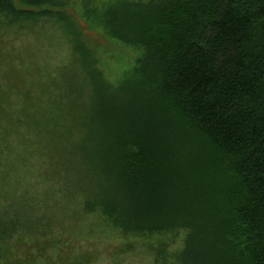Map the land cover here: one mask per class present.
<instances>
[{"label":"trees","instance_id":"trees-1","mask_svg":"<svg viewBox=\"0 0 264 264\" xmlns=\"http://www.w3.org/2000/svg\"><path fill=\"white\" fill-rule=\"evenodd\" d=\"M105 1L79 16L141 52L117 82L76 0H0V264L178 232L120 264H264V0Z\"/></svg>","mask_w":264,"mask_h":264},{"label":"rangeland","instance_id":"rangeland-1","mask_svg":"<svg viewBox=\"0 0 264 264\" xmlns=\"http://www.w3.org/2000/svg\"><path fill=\"white\" fill-rule=\"evenodd\" d=\"M76 1V4L67 9H69L73 15H78L76 16L79 20L78 24L82 29L86 41L94 51L97 65L103 70L106 78L117 82L130 75L137 65V60L141 52L135 48L125 46L121 42L110 37L103 29L95 27L81 19L79 16L81 12V0ZM96 1L101 2L104 0ZM38 37L40 36L38 35ZM106 236H109V234H104L101 239L98 238L97 240L93 237L69 236L66 237L67 242L63 241L60 247L62 253L66 255L69 254L68 251L70 248L74 254H76L77 251L78 255L86 254L87 250L93 252L95 255L93 264H120L122 258L126 256V253H124L125 249L131 248L129 252L133 255L141 254L142 251H148L147 253H150L151 250L155 251V248H157L158 245H162L164 242L173 241L175 243H181L184 233H168L130 239H125L117 235L114 237ZM151 246H153V248ZM55 250L57 252V248ZM33 262L35 264H47L40 259H36ZM148 263H150V261Z\"/></svg>","mask_w":264,"mask_h":264}]
</instances>
